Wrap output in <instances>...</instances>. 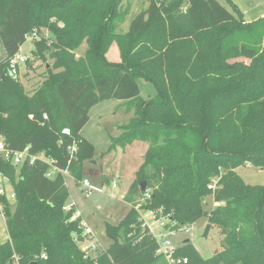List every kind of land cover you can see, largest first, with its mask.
<instances>
[{"label":"trees","instance_id":"1","mask_svg":"<svg viewBox=\"0 0 264 264\" xmlns=\"http://www.w3.org/2000/svg\"><path fill=\"white\" fill-rule=\"evenodd\" d=\"M121 2L0 0V135L13 149L45 152L61 169L70 161V174L81 180L83 160L94 152L81 131L91 109L108 99L135 107L110 150L148 144L125 198L131 212L106 226L115 243L94 256L79 245L81 217L64 209L65 177L49 178L41 161L19 170L3 164L16 202L3 200L9 238L0 244V264H167L150 234L123 237V228L142 227L139 204L162 209L176 227L207 217L221 231L222 248L212 257L190 242L178 247L174 255L188 264H264V184L238 173L247 162L264 170V16L246 21L217 0H148L121 32ZM35 30L37 50L50 51L54 62L30 95L13 77L11 59ZM114 42L118 64L107 58ZM139 77L157 86L154 100L141 99ZM209 196L219 205L208 209Z\"/></svg>","mask_w":264,"mask_h":264},{"label":"rangeland","instance_id":"2","mask_svg":"<svg viewBox=\"0 0 264 264\" xmlns=\"http://www.w3.org/2000/svg\"><path fill=\"white\" fill-rule=\"evenodd\" d=\"M217 1L231 12L242 14L246 21L251 22L264 15V0ZM148 4V0H122L118 7V18L123 20V23L118 25V30L126 32L130 21ZM22 47L20 52L28 56V62L20 66L18 79L23 83L26 92L32 95L46 79L47 67H50L54 60L49 56L50 51H46V55L42 56L35 42L30 39ZM86 47L87 44L84 42L76 50V55H83ZM5 54V48L0 44V60ZM107 58L112 63L121 62L120 50L116 42L111 45ZM137 81L141 99L151 101L158 96L159 91L154 82L142 77L137 78ZM133 106L134 101L108 99L91 109L90 120L81 131V135L93 146V155L83 160L81 180L77 181L72 175H65L70 191L67 203L75 205L78 215H82L81 224H86L93 230L98 244L103 248H108L115 243V240L107 234L106 226L119 225L131 212L132 207L125 198L135 179L136 171L143 162V155L148 146L147 143L135 141L126 148L110 150L112 138L121 133L120 126L127 124L134 117L135 107ZM238 173L248 184H264V170L260 166L247 162L238 168ZM84 179H88L94 189L91 196H87L81 188L80 183ZM114 183L117 184L116 187L113 186ZM206 206L208 209L214 207L212 196L207 197ZM77 217L75 214L74 218ZM208 224V218L203 217L193 224L189 231H180L172 236L173 244L180 247L189 240L203 258L212 257L222 248L223 234L213 226L205 236ZM6 228L4 232V228L0 227V244L8 240ZM122 232L123 237L127 239L149 235L145 228L138 229L133 225L128 229L123 228ZM89 241L90 239L87 238L79 243L82 250L90 245ZM89 254L92 255L93 252Z\"/></svg>","mask_w":264,"mask_h":264},{"label":"built area","instance_id":"3","mask_svg":"<svg viewBox=\"0 0 264 264\" xmlns=\"http://www.w3.org/2000/svg\"><path fill=\"white\" fill-rule=\"evenodd\" d=\"M29 39L31 41L40 40L41 34L35 30L27 36V40ZM20 51L11 59L12 75L15 79L19 78L20 66L26 64L28 60V56L22 54ZM30 117L32 118L33 116L30 115ZM44 118H47V115H44ZM62 134L70 135L71 131L69 128H65L62 130ZM77 150L78 147L75 141L74 144L69 147L72 157ZM38 161L49 164L46 173L49 178H55L58 173L62 174L64 177L65 175H71L69 171L70 161L68 162L66 169H61L56 165V161L49 157L45 152L34 153L29 146L22 150H15L5 141L4 137L0 135V211L3 209L4 198L11 203L16 202V192L13 187V182L10 175L6 173L7 171L3 169V164H9L19 170L25 164L32 165ZM80 184L82 190L86 192V195L91 196L94 189L92 188L90 181L84 179ZM113 186L116 187L117 184L114 183ZM209 188H212V186H209ZM149 197V193H146L141 200L142 203H144ZM74 207L75 205L67 203L64 209L69 211ZM136 209L140 214L142 227L149 232L158 244L157 254L163 256L167 264H188L187 257H176L174 255L178 247L173 244L172 236H175L180 231H189L193 224L176 227L177 222L172 220L170 215H165L162 209L143 208L141 207V204L137 205ZM84 225L81 224L83 235L85 237L84 240H87V238L90 239V245L84 248V251L87 255H91L89 252H93L92 256H94L96 251L103 247L98 244V240L95 238L93 230L89 226H86V224Z\"/></svg>","mask_w":264,"mask_h":264},{"label":"crops","instance_id":"4","mask_svg":"<svg viewBox=\"0 0 264 264\" xmlns=\"http://www.w3.org/2000/svg\"><path fill=\"white\" fill-rule=\"evenodd\" d=\"M262 16H264V15H262ZM46 33L49 35V33H48V31H46ZM27 42V41H26ZM0 44L1 45H3L2 44V42L0 41ZM4 47V46H3ZM22 48L23 47H21V50H22ZM6 55V54H5ZM5 55H4V57H5ZM78 181V180H77ZM218 203H214V206H216ZM74 209L76 210V208L74 207ZM77 211V210H76ZM79 214V212L77 211L76 212V215L77 216H80L81 217V220L83 221V219H82V215H78ZM0 227H3L4 228V232H5V227H6V221H5V217H4V215H3V213L0 211ZM6 232H7V228H6ZM7 234H8V232H7ZM8 238H9V235L7 236Z\"/></svg>","mask_w":264,"mask_h":264},{"label":"water","instance_id":"5","mask_svg":"<svg viewBox=\"0 0 264 264\" xmlns=\"http://www.w3.org/2000/svg\"><path fill=\"white\" fill-rule=\"evenodd\" d=\"M142 191H143V192L146 191V184H145V183L142 184ZM211 227H212V225L209 223V224L207 225V227H206V230H205V236L208 235L209 230H210ZM188 242H189V240H186V241H185V243H188Z\"/></svg>","mask_w":264,"mask_h":264}]
</instances>
